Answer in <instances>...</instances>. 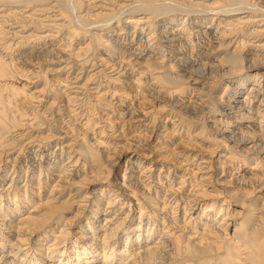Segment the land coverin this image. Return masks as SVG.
<instances>
[{"label":"bare ground","instance_id":"1","mask_svg":"<svg viewBox=\"0 0 264 264\" xmlns=\"http://www.w3.org/2000/svg\"><path fill=\"white\" fill-rule=\"evenodd\" d=\"M80 34L88 40L74 47ZM8 49L17 52L3 58ZM36 60L49 62L45 70L53 77L29 93L24 85L38 75ZM101 71L110 81L92 93ZM11 75L25 78L23 86L10 87L15 96L50 97L63 120L76 117L74 109L84 103L96 104L106 109L107 125L92 132L104 160L84 147L70 155V142L57 143L52 159L50 139L26 142L40 154L30 165L43 166L47 176L43 183L11 178L0 184V245L7 246L0 264H34L26 250L40 242L39 230L65 218L61 227L52 225L53 241L37 246L53 252L55 262L45 264H177L191 250L209 255L199 264H219L216 258L264 264V0H0V76ZM15 101L0 99V112ZM81 118L88 126L90 116ZM201 119L207 134L180 159L192 146V123ZM130 137L137 150L122 171L126 155L117 143ZM64 152L67 162L78 157L65 166ZM28 187L43 199L29 205L20 222L7 218L18 212L11 203L19 195L26 199ZM66 193L69 207L58 200ZM236 201L249 207L244 214ZM41 205L43 216L31 213ZM239 211L254 214L244 233V225H236ZM86 215V245L61 243L66 225Z\"/></svg>","mask_w":264,"mask_h":264},{"label":"rangeland","instance_id":"2","mask_svg":"<svg viewBox=\"0 0 264 264\" xmlns=\"http://www.w3.org/2000/svg\"><path fill=\"white\" fill-rule=\"evenodd\" d=\"M80 36H81V38L79 37V38L75 39L74 47L78 44H82L81 40L84 41L88 38V36H85L84 34L83 35L80 34ZM77 42H78V44H77ZM8 50H6L8 52L5 51V53L1 54L3 58L7 57L8 59H10L11 54L13 55L14 53L17 52L16 50H14V51L10 50V49H8ZM100 50H101L100 47L96 48V50L94 51L95 56L100 54ZM49 64H50L49 62L45 63V61L36 60L35 65H37V66L39 65L38 67H36V69L39 68L38 75L35 74L37 77H32L34 80L33 83H26V85H24V80H21L24 77L20 76V78H19L17 75H11V77H5L4 78L3 76H0V99H7L8 98L10 100H14V99L18 100V101H15L14 103L9 102V104H11V105L13 104L12 107L4 106V109L0 112L4 116V119L2 118V123H0V184L2 183L4 185H7V182H9V180L11 178H14V181L17 184L19 182L23 183L24 180H26V179H27V181H26L27 184L30 181H37L38 179H39L40 183L41 182L43 183L45 181L46 176H47V172L44 169V167L43 166L32 167V165H30V163L35 159V156H36V159L40 160V157H39L40 154L36 155L35 151H33L31 149L29 143H26L32 137H33L32 139L35 138L37 140L44 139V138L50 139L48 142H46V148H47V150L52 149V154H51L52 159L55 157V156H53L54 155L53 149H55V147L57 146V143L62 144L64 142H70L72 147H74L75 152L73 153V151L72 152L70 151L71 154L68 152L63 153L62 158L64 159L63 162L65 163V166H69L72 163V161L78 157V156H76L75 158L72 157L73 159L70 162H67V160L69 158L66 156H68L69 154L70 155L74 154V156L79 155V151H80L81 147L88 148L89 150L93 151L99 157L101 156V160H104L102 157V154H103L102 151L104 150V148L101 145L94 142L96 140V138H98L97 137L98 135L95 137L97 132L96 133H92V132H95V130L98 131L100 128H104V127H102V125H107V124H105L104 121H102L103 112H105L106 109H102V108H100L101 106L96 105V104L89 106L88 103H84V104H82V106L78 107V109H74V115L77 113L76 117L75 116H74V118L66 117L63 120L64 117L61 114H59L60 113V110L58 109L59 105L55 102L51 103L50 97H46L47 101L46 100L37 101V100H32V99L26 98V97L22 96L21 94L18 96H15V93L12 92L13 88H10V87H12L13 83L17 86H23V85L26 86V91L29 93H31V91H35L36 89H39L40 87H42L43 83L45 82V79L49 80L50 77H53L50 71L48 72L47 70H45V69H47V67L50 66ZM20 65L22 66V64H20ZM87 67L90 68L91 65H89ZM100 68H96L95 70H98ZM102 74H103V72L101 71L94 76L93 83L91 84L92 88L90 90L92 93L97 90L96 87L99 86L98 84L100 82H104L105 78H106V80L109 78V77H106V75L104 78V76ZM108 81H110V80L108 79ZM111 81L112 82H110V86L113 85V80H111ZM4 83H8V84L4 85ZM105 83H103V84L105 85ZM118 85L119 84H115L114 86L119 87ZM223 86L224 85H221L219 87V89H218L219 94H221L223 92V90L225 88ZM33 93H36V92H33ZM1 96H2V98H1ZM4 103L5 102H0V104H4ZM211 104H214V103H211ZM155 105H158L161 107L163 105V103L156 102ZM158 106H156V107H158ZM95 109H96V111H95ZM98 111H101V112H98ZM32 115H34V116H32ZM83 115H87V118L90 116L91 120H90L88 126L86 124L82 125L83 122H85V120H86V119L82 120L81 117H83ZM59 118H61V119H59ZM202 120L203 119H201L200 122H193L192 123L193 125H192L191 130L193 132L191 131V133H192L191 135H194L195 138H194V136H192L191 139H195V140L194 141L193 140L190 141L191 139L189 140V143L191 142L190 144L192 146L189 148V150H185L182 153H180L182 155L180 157V159H182L185 156V155L183 156V154L186 151H190L191 153H194L196 151V150H194L195 149L194 144H198V143H195L196 139H197V141H200L202 138L205 137V134H207L206 130L203 128L204 126H203ZM25 122H28V123L32 122V123L28 124ZM203 129L205 130V132H200V131H204ZM63 130H66L67 133L63 132ZM198 134H199V136H197ZM202 134H204V135H202ZM105 135L102 136L103 139H106L107 136L105 137ZM127 136L129 137V135H127ZM73 137H74V139H73ZM126 140H127V141H125L126 143L123 142V144H122L121 141H120L121 143L120 142H118L119 144L117 143L118 149L120 148L122 151H124V153L126 155L125 157L122 158V171H123V168L125 167L126 157L128 156V154L132 153L133 150H137L136 149V143L137 142H136L135 138L131 139V137H130L129 141H128V138ZM129 142L131 143V145ZM76 152H78V153H76ZM107 167L109 168V166H107ZM110 168L108 169L109 171L112 169V168L111 169ZM40 169H41L42 173L39 171ZM108 170L106 172H108ZM3 180H4V182H3ZM101 186L103 187L105 185L104 184H94V185H92V188H99ZM219 187H220V189H222V186L218 185V188ZM12 189L14 190L13 192L17 191L15 185L12 186ZM31 191H32V189L30 187H28V197L26 199L23 200L22 199L23 196L19 195L20 201H16L15 204L11 203V206L17 207L18 212H14V216L7 215V218H10L11 220L20 222L19 216H21V213L23 212L22 215L25 214L27 212L28 207H30L34 204H38V200L40 198L43 199L44 196H40L39 198L34 197L31 194L32 193ZM66 194H64V196L61 199L58 198V200H59L61 205H65V206L69 207V205H72L71 204L72 200H71V196H69L68 193H66ZM30 197H33V200L30 201V199H32ZM238 198H240V196ZM3 202L5 203L6 200H4ZM245 202H247V201H245ZM0 203H1V201H0ZM239 203H241V201L237 202L238 205H239ZM237 204L233 203L232 208H234V207L240 208L239 206H237ZM241 204H243V203H241ZM242 206H244V209H243L244 212H242L244 214L248 210L249 207L245 208L244 204ZM254 206H257V205L254 204ZM71 207L72 206H70V208ZM2 208H3V210H5L4 206H2ZM5 208H7V209L9 208L7 206V204H6ZM116 208H117V206H116ZM44 209H45L44 205H41V207L40 206L37 207L35 212H31V213H33V214L35 213L37 215L42 214L41 216H43V213L45 211ZM176 210H177L176 211L177 215H179L180 213H183V212H181L180 206L178 208H176ZM232 211H233V209L229 210V213H232ZM233 213H235V212H233ZM242 213H241V211H239V213L237 214V222H236L237 224L236 225L239 226V225L243 224L244 229H245V230L243 229V233H244L245 231H248V229L252 226L254 214L251 213L250 216L247 217V215L244 216V215H242ZM68 214H73V213H71V211H70V212H68ZM239 214H241V215H239ZM98 215H100L99 218L101 220H103L104 217L106 216L105 214H103V215L98 214ZM87 216L88 215L83 216V217H78L77 219L74 218V222H72L70 225L69 224L66 225L67 231H69V232L61 237V239H62L61 243L66 241V242H68L67 245H71L72 243H74L78 246L86 245V243H87L86 241L88 239L85 238V234L90 233V230L85 228L84 225H88L89 221H91V218L89 219V217H87ZM65 220H66V218L64 220H62L61 222L54 223L52 225L57 224L59 227H61L64 224ZM137 220L138 219H136V223H137ZM52 225L48 224L46 227H43L41 230H39V233L36 236V238L40 237V239H39L40 242L38 243L37 240L32 241L30 247L26 250V258L28 259V261L31 260V262L34 264H45V262H49V261L51 263L55 262V261H51L49 258L50 257L49 254L53 253V252H51L52 250H50V251L49 250H42L43 251L42 252L41 250H38V248H37V246L43 247V244L45 247L46 245H48V243L53 241L54 236H51V234L49 233L50 230H53V229L55 230V228ZM156 226L158 228L159 224H157ZM1 227L2 226H0V231H2ZM145 227H146V224H145ZM138 231H140V230H138ZM141 231H143V230H141ZM92 232H95V231L92 230ZM143 236H145V234L142 233V237ZM156 236L157 235H154L153 237L155 238ZM3 239L4 238H1V240H3ZM230 244H232V243H230ZM4 245L5 244L0 245V250H2L4 247H7ZM122 247H124L123 244H120L119 249H121ZM45 252H48V254L46 253V255H45L44 254ZM193 252H194V250H191L187 254H182L181 257H178L177 261L175 260V263L187 264L188 262H190L191 264H199L203 259L209 257V255L204 256V254H202L200 252H198V253H193ZM215 253H217V252L214 251V253L211 254V256H213ZM215 256H217V255L215 254ZM59 257H60V252L58 254H56V258H57L56 261L59 259ZM19 262L20 261H18L17 264ZM170 262H166L164 264H169ZM216 262H218L220 264V260H218V258H216V260L215 259L213 260V263H216Z\"/></svg>","mask_w":264,"mask_h":264}]
</instances>
